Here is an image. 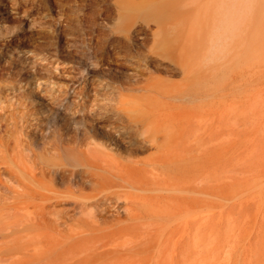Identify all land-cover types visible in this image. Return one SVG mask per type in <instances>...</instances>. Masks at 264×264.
<instances>
[{
  "label": "rangeland",
  "instance_id": "1",
  "mask_svg": "<svg viewBox=\"0 0 264 264\" xmlns=\"http://www.w3.org/2000/svg\"><path fill=\"white\" fill-rule=\"evenodd\" d=\"M12 1L0 0V8L28 7L35 24L26 27L25 15L14 13L5 24L12 33L23 30L26 41L8 53V68L18 75L0 78L5 103L19 100L20 106L56 109L66 121L83 115L77 111L80 103L92 104L96 116H114L103 122L112 127L120 117L134 129L126 144L113 143L106 129L97 132L99 122L90 110L77 132L80 137L93 134L116 156L130 159L155 157L151 139L160 140V153L167 155L171 169V176L161 177L164 184L174 183L153 190L112 188L145 194L147 208L157 217L140 220L135 226L141 232L131 234L75 229L76 234L61 225L65 230L55 235L63 242L62 264H264V42L257 44L251 62L219 61L208 69L198 49L161 47L150 31L125 37L131 19L114 4L120 0ZM5 38L0 35V47ZM69 39L75 46L65 43ZM151 51H172V57L143 60ZM37 78L45 90L37 88ZM154 84L162 95L151 89ZM189 85L203 90L201 96L190 97ZM157 115L173 122L153 127L157 134L152 138L138 134L137 127L148 122L145 134L151 135ZM41 231L54 230L42 227L32 233ZM74 241L75 247L69 246Z\"/></svg>",
  "mask_w": 264,
  "mask_h": 264
},
{
  "label": "bare ground",
  "instance_id": "2",
  "mask_svg": "<svg viewBox=\"0 0 264 264\" xmlns=\"http://www.w3.org/2000/svg\"><path fill=\"white\" fill-rule=\"evenodd\" d=\"M16 2L14 0L13 3ZM115 3L119 12H126L125 15L131 19L125 24V37L150 31L155 44L183 51L198 49L199 57H203L213 36L227 40L221 62H251L257 44L264 42V0H120ZM10 7L0 8L3 21L0 35L6 37L0 47V78L18 75L8 68V53L13 54L26 42L23 30L12 33L9 27L6 28L11 13L25 15L26 27L31 28L35 24V16L31 15L28 7L22 11L18 7ZM131 16L137 20H132ZM141 22L145 25H140ZM151 23H154L153 28ZM13 25L16 27L15 23ZM74 42V39L65 41L67 45H74ZM126 45L132 48L130 43L126 42ZM171 53L151 51L142 59H164L172 57ZM36 84L39 90L46 89L38 78ZM91 89L98 91L95 85ZM151 89L158 95L163 93L158 84L151 85ZM2 90L0 84V264H62L63 242L55 234H60L65 228L76 234L80 233L75 229L82 232L90 230L91 233L127 230L124 233L131 234L138 230L141 232L135 226L140 220L148 218L153 222L157 213L151 207L147 208L145 194L112 188L127 186L153 190V187L161 186L166 174L171 176V169L167 155L160 153L163 149L160 140L151 139L158 153L151 159L119 157L106 149V144L94 138L93 134L80 137L77 131L83 130L88 117L85 111L90 110L99 122L97 132L102 134L106 129L113 143L126 144L130 142L134 129L120 117L115 126H105L103 122L108 114L96 116L92 104L80 103L77 111H82L83 115L79 118L72 116L66 121L65 115L60 117L56 109L23 107L19 100V104L15 101L5 103L2 97L7 99V94L1 93ZM185 90L191 94L190 97L203 93V90H194L190 85ZM76 92L74 90L71 95L75 96ZM110 116L114 118L113 115L107 118L111 119ZM165 121L173 122L157 115L151 126V135L145 134L150 123L142 122L137 127L138 134L152 138L157 134L153 127L157 130V124ZM61 183L63 188L59 185ZM173 184L163 183L161 189ZM86 186L93 191L85 192ZM110 210L112 213L108 214ZM42 227L54 231L47 234L37 232L36 236L32 233ZM154 229L148 228L146 233ZM78 236L83 237L75 235V238Z\"/></svg>",
  "mask_w": 264,
  "mask_h": 264
},
{
  "label": "clouds",
  "instance_id": "3",
  "mask_svg": "<svg viewBox=\"0 0 264 264\" xmlns=\"http://www.w3.org/2000/svg\"><path fill=\"white\" fill-rule=\"evenodd\" d=\"M227 48V40L223 37L213 36L209 40L208 49L201 58V65L211 69L224 56Z\"/></svg>",
  "mask_w": 264,
  "mask_h": 264
}]
</instances>
